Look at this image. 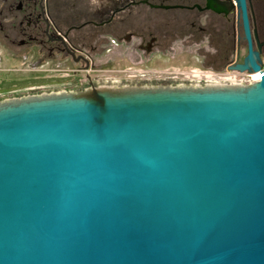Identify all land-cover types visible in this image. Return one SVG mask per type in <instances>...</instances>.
Wrapping results in <instances>:
<instances>
[{
  "label": "water",
  "instance_id": "water-1",
  "mask_svg": "<svg viewBox=\"0 0 264 264\" xmlns=\"http://www.w3.org/2000/svg\"><path fill=\"white\" fill-rule=\"evenodd\" d=\"M234 2L228 69L257 82L0 106V264H264V71Z\"/></svg>",
  "mask_w": 264,
  "mask_h": 264
},
{
  "label": "flooded vegetation",
  "instance_id": "flooded-vegetation-1",
  "mask_svg": "<svg viewBox=\"0 0 264 264\" xmlns=\"http://www.w3.org/2000/svg\"><path fill=\"white\" fill-rule=\"evenodd\" d=\"M245 4L253 48L259 50L263 63L264 36L254 10L263 7L264 0H245ZM233 6L234 0H0V46L12 56L29 58L35 68L48 65L54 72L72 73L67 79L51 76L49 83L78 80L89 91L105 88L96 86L99 82L89 72L100 73L104 62L109 63L123 48L150 51L158 40L169 39L161 27L178 26L182 34L172 32L175 41L192 43L195 49L190 53L205 58L202 63L209 58L210 69L227 72L229 66L240 63L235 59L233 13L241 28L236 41L245 43L247 54L242 22ZM138 25L161 27L142 33L132 29Z\"/></svg>",
  "mask_w": 264,
  "mask_h": 264
},
{
  "label": "rangeland",
  "instance_id": "rangeland-1",
  "mask_svg": "<svg viewBox=\"0 0 264 264\" xmlns=\"http://www.w3.org/2000/svg\"><path fill=\"white\" fill-rule=\"evenodd\" d=\"M254 12L259 23V32L264 36V32H262V29H264V5L263 7L260 5ZM232 23L234 30L233 43L237 55V57H234L241 62L246 54V46L242 41L238 43L236 41L237 36L241 35V28L237 26L235 13L232 15ZM160 27L138 25L132 26V29L144 33L148 28L160 29ZM161 28L166 31L165 33H168L169 39H165V41L158 40L156 46L150 51L137 49L131 52L130 48H123L119 54L113 56L109 63L104 62L103 67L99 68L101 70L100 73L89 72L91 78L99 82L96 86L120 89L123 87L139 88L143 86L167 87L180 84L189 85L192 82L198 81L196 77L190 74L193 71L209 74L214 80H219V77L232 76L228 72H225L224 69L220 71L210 69L206 63L211 61L209 58H207L205 63H202L205 58L197 57L190 53L195 49L194 46H191L192 43L185 42V40L175 41V36H171V33L180 34L178 26H165ZM164 30L160 31L159 34H163ZM187 46H190V48H187ZM261 58L264 61V49ZM34 68L33 62L29 58L22 57V55L12 56L6 53L3 47L0 46V102L14 98L20 99L31 93L39 95L41 93L49 94V92L65 90L67 94L70 92L76 94L85 91V84L78 80L67 81L65 85L48 82L50 81L49 77L54 75L67 79L72 74L71 72H54L48 65H44L42 68H35L37 71L31 72L30 70ZM76 79H79V77ZM81 79H83V76ZM239 79H241L243 85L250 84L247 82L250 79L245 75L236 78V80ZM200 81L201 86H204L205 81L207 82L204 77ZM33 86L42 87V89H35L34 91L28 89Z\"/></svg>",
  "mask_w": 264,
  "mask_h": 264
},
{
  "label": "bare ground",
  "instance_id": "bare-ground-1",
  "mask_svg": "<svg viewBox=\"0 0 264 264\" xmlns=\"http://www.w3.org/2000/svg\"><path fill=\"white\" fill-rule=\"evenodd\" d=\"M253 79L257 80L259 75L256 73L252 74ZM243 84L240 83H236V82H228L226 81L225 83H218V82H211L209 84H206L205 86H201V85H194V84H190V85H178L176 87H192V88H201L204 91H209V90H224V88H235L238 86H242ZM229 86V87H228ZM174 89V86H169V87H162V86H143V87H123L120 89H113V88H102V89H97L95 91L100 92V93H107V94H113V93H138V92H145V91H163V90H171ZM94 90H89V91H84L83 93H81L80 95H78L77 97H85L88 94H90V92H92ZM39 96V97H37ZM64 96L63 93H51V94H42L40 95H35V96H28L25 97L21 100H17V99H8L5 101L0 102V106H7V105H13V104H18L20 102H27V101H33V100H41V99H46V98H50V99H59L62 98Z\"/></svg>",
  "mask_w": 264,
  "mask_h": 264
},
{
  "label": "built area",
  "instance_id": "built-area-1",
  "mask_svg": "<svg viewBox=\"0 0 264 264\" xmlns=\"http://www.w3.org/2000/svg\"><path fill=\"white\" fill-rule=\"evenodd\" d=\"M261 70L262 71H264V62L262 63V65H261ZM228 73H229V75H232V76H224V77H219V80H214V79H212L211 78V76L209 75V74H206V73H204V72H201V71H193L192 73H190L193 77H196L197 79H198V81L197 82H192L191 84H193L194 83V85H196V84H198V85H201L200 83H201V81H200V79L202 78V77H204V79L205 80H207V82L205 81V83H204V86L206 85V84H209V83H211V82H218V83H225L226 81H228V82H236V83H240V84H243V82L241 81V79H239V80H236V78L239 76V77H241L242 75L244 76H247L249 79H250V81H247L248 83H254V82H257V81H259V79H260V75H259V72L258 73H256V74H258L259 75V77H258V79L257 80H255V79H253V76H252V74L253 73H251V74H249V73H238V72H234V71H227ZM191 81H193V80H191ZM180 85H184V84H180ZM190 85V84H189ZM178 86V85H177Z\"/></svg>",
  "mask_w": 264,
  "mask_h": 264
}]
</instances>
